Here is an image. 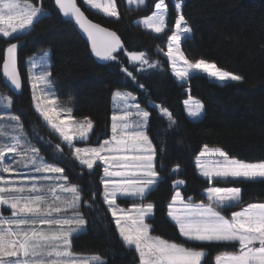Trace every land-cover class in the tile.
Instances as JSON below:
<instances>
[{
    "label": "snow or ice",
    "instance_id": "snow-or-ice-1",
    "mask_svg": "<svg viewBox=\"0 0 264 264\" xmlns=\"http://www.w3.org/2000/svg\"><path fill=\"white\" fill-rule=\"evenodd\" d=\"M145 3L127 0L129 9L133 5L139 9ZM54 4L59 15L86 36L99 61L118 62L116 53L124 44L115 32L93 23L78 0H54ZM83 4L105 17L119 19L116 0H83ZM175 11V24L163 55L176 81L183 86L191 78L206 74L221 85L242 82V76L222 70L214 62L186 57L181 44L191 37L192 29L182 14L181 2L175 3ZM50 15L44 0H0V40L7 45L0 63V76L7 85V90H0V264H106L102 254H83L73 248L74 238L83 233L86 224L82 207L96 210L97 194L111 214L123 246L134 250L138 264H205V245L234 247L215 255L214 264H264V202L242 206L241 187L218 186L264 182V161L248 162L205 145L195 158L197 173L208 185L201 202L195 203L191 196L185 198L180 186L186 182L176 179L167 204V217L182 241L154 235L151 218L155 205L148 196L164 180V148L158 150L149 137L150 111L132 92L118 89L112 95L110 136L95 146L77 147L76 142L90 140L94 122L88 117L77 119L72 106L60 103L50 79L47 52L26 61L27 79L35 112L60 143L43 140V148L32 143L21 116L13 111L15 95L23 88L18 47L35 24ZM167 17L166 0H158L155 11L137 23L160 34L168 28ZM124 54L130 64L138 65L137 71L162 68L159 60H150L143 51L125 50ZM120 72L137 81L122 65ZM138 86L145 88L142 83ZM184 104L192 120L203 114L199 101L189 97ZM154 107L170 128L176 124L167 108L159 104ZM33 133L38 134L35 129ZM65 146L89 175L102 172L99 189L95 181L89 184V199H84V189L71 181L62 166ZM45 148L51 159L43 154ZM179 171L176 164L170 174ZM121 199L131 207H121ZM237 208L230 216L225 215Z\"/></svg>",
    "mask_w": 264,
    "mask_h": 264
},
{
    "label": "trees",
    "instance_id": "trees-1",
    "mask_svg": "<svg viewBox=\"0 0 264 264\" xmlns=\"http://www.w3.org/2000/svg\"><path fill=\"white\" fill-rule=\"evenodd\" d=\"M157 1L146 0L143 8L129 9L124 0H116L119 19H111L89 11L78 0L82 11L93 23L115 32L124 44V49L116 53L118 62L105 63L92 54L78 27L59 15L54 0H44L51 15L36 23L30 34L19 41L18 68L23 88L15 95L13 111L21 116L29 138L37 147H44L43 140L60 143L35 114L26 83L25 61L43 49H49L50 79L60 103L72 106L76 118L88 117L94 122L87 142L91 145L110 136L113 92L119 89L134 93L141 106L150 111V139L158 150L164 148L161 173L164 180L148 196L155 205L151 218L152 233L182 241L166 214L173 194L172 183L176 179L185 180V185L180 186L185 198L191 196L194 202L202 200V193L208 185L197 173L195 158L205 145L219 147L231 157L248 162L264 161V0H175L182 3V14L192 29L191 37L181 44L186 57L214 62L220 69L243 77L242 82L221 85L201 74L183 86L170 76L166 60L155 53L163 49L177 15L172 0H166L168 29L164 33L155 35L135 24L138 18L153 11ZM6 46L0 40V63ZM125 50L143 51L150 60H159L162 68L137 71L138 65L128 62ZM121 65L131 71L137 81L125 77L120 72ZM139 83L145 88H140ZM185 88L189 97L203 105V114L198 120H191L184 113L181 102L187 97ZM0 90H7L2 76ZM156 104L172 113L177 121L174 126L169 127L167 119L154 107ZM33 129L38 134H34ZM43 154L51 159L46 148ZM63 154L62 166L66 174L84 189V199H89V184L95 181L99 189L101 172L97 170V174L89 175L78 166L66 146ZM176 164L180 165V171L170 174ZM219 185L241 187L242 206L264 202V182ZM118 202L122 206L130 204L123 199ZM94 204L96 210L82 207L86 224L83 233L74 238V250L83 254H102L106 264H135L133 251L123 246L99 194ZM203 247L207 251L205 264H213L214 256L221 251L234 250V247L223 245Z\"/></svg>",
    "mask_w": 264,
    "mask_h": 264
},
{
    "label": "rangeland",
    "instance_id": "rangeland-1",
    "mask_svg": "<svg viewBox=\"0 0 264 264\" xmlns=\"http://www.w3.org/2000/svg\"><path fill=\"white\" fill-rule=\"evenodd\" d=\"M81 2H82V4H83V0H81ZM124 2H125L126 7L129 8V6H128V4H127V0H124ZM157 2H158V1H157ZM157 2H156V3H157ZM176 2H177V1L172 0V4H173V6H174V9H175V3H176ZM156 3H155V4H156ZM83 5H84V4H83ZM143 6H144V5H143ZM143 6H141L140 8H143ZM84 7L87 8L89 11H91V12H93V13H97V14H99V15L105 17L102 13H100V12H98V11H96V10L90 9V8H88L86 5H84ZM131 9H137V8H136L135 5H133ZM154 11H155V5H154V8H153V11H152L149 15H151ZM149 15H147V16H149ZM147 16H144V17L138 18V19L135 21V24L138 25L137 21L140 20V19H143V18H145V17H147ZM106 18H110V17H106ZM167 18H168V17H167ZM111 19H115V18H111ZM175 19H176V17H175ZM174 24H175V20H174L173 26H174ZM138 26H139V25H138ZM173 26L170 27V34H169V35H171V30H172ZM139 27H141V26H139ZM141 28L144 29L145 31L149 32V33H152L151 31L146 30V29L143 28V27H141ZM167 29H168V28H167ZM152 34L159 35V34H156V33H152ZM160 34H162V33H160ZM167 44H168V39H167L166 42L163 44V47H162L163 49L157 50L155 53H157L158 56L161 55V57H163V58L166 60V62H167V69H168V72H169L170 76L173 78V80H175V82H176L177 84H179V83L176 81V78H175V77L172 75V73H171V68H170V66L168 65L167 57H165V56L163 55V52H164V51H167ZM43 52H47V53L49 54V49H43V50H40V51H38L37 53H35L33 56H36L37 58H39V56H40ZM33 56H32V57H33ZM48 59H49V65H50V58H49V56H48ZM27 60H28V59H27ZM27 60H26V61H27ZM26 61H25V64H24V65H25V77H26V83L28 84V87H29V90H30L29 92L31 93V88H30V85H29V83H28V79H27ZM137 67H138V66H136V68H137ZM147 70H150V69H147ZM151 70H155V69H151ZM202 75H205V76L207 77L206 74H202ZM209 80H211V81H213V82H216L215 80L210 79V78H209ZM217 83H218V82H217ZM179 85H181V84H179ZM122 91H126V90H122ZM184 91L187 92V97L181 102V104H182V107H183V110H184L185 115L188 117V115H187V113H186V111H185V104H184L185 100H188V99H189L188 89L185 88ZM133 94H134V93H133ZM134 95H135V94H134ZM135 96H136V95H135ZM136 97H137V96H136ZM191 98H192V97H191ZM192 99H193V98H192ZM193 100H194V99H193ZM195 101H197V100H195ZM62 105H64V104H62ZM32 107H33V106H32ZM33 110H34V107H33ZM34 112H35V110H34ZM112 112H113V100L111 99L110 118H111ZM35 114H36L37 117L39 118L41 124H43V126H44L45 128H47L46 125H45V123L43 122L42 118L39 117L38 113L35 112ZM77 119H83V118H77ZM190 119H191V118H190ZM191 120H192V119H191ZM110 124H111V119H110ZM47 130L49 131L48 128H47ZM110 134H111V133H110ZM39 136H40V139L43 138L42 135H39ZM57 138H58V137H57ZM43 139H44V138H43ZM32 143H33V142H32ZM87 144H89V143H87V142H76V146H77V147H84V146H87ZM92 146H95V145H92ZM209 148H214V147H209ZM76 163L78 164V166H79L80 168H82V167L79 165L78 161H76ZM83 169H84L86 172H88V170H87L86 168H83ZM101 175H102V172H101ZM218 186H220V185H218ZM223 187H230V186H223ZM118 203H119V202H118ZM195 203H200V202H195ZM120 206H121V207H125V208H129V207H131V203H130L128 206H122V205H120ZM104 207H105V209H106V206H104ZM106 210H107V209H106ZM237 210H239V209H237ZM235 211H236V210H235ZM5 214H8L7 211H5ZM109 214H110V213H109ZM230 214H231V211L225 213V215H228V216H230ZM110 217H111V214H110ZM111 219H112V217H111ZM168 220H169V219H168ZM169 221H170V220H169ZM112 222H113V221H112ZM113 224H114V222H113ZM114 226H115V224H114ZM115 230H116V227H115ZM116 232H117V231H116ZM119 238H120V237H119ZM132 251H133L134 256L136 257L135 264H138V257L136 256L134 250H132ZM217 254H219V253H217ZM217 254H216V255H217ZM214 257H215V256H214ZM205 261H206V259H205ZM213 261H214V259H213ZM213 264H214V262H213Z\"/></svg>",
    "mask_w": 264,
    "mask_h": 264
},
{
    "label": "water",
    "instance_id": "water-1",
    "mask_svg": "<svg viewBox=\"0 0 264 264\" xmlns=\"http://www.w3.org/2000/svg\"><path fill=\"white\" fill-rule=\"evenodd\" d=\"M101 26V25H100ZM101 27H103V26H101ZM105 28V27H104ZM108 29V28H107ZM109 31H111L110 29H108ZM85 38H86V36H85ZM87 39V38H86ZM3 79V78H2ZM5 84V83H4ZM6 85V84H5ZM7 86V85H6ZM173 184V183H172Z\"/></svg>",
    "mask_w": 264,
    "mask_h": 264
}]
</instances>
